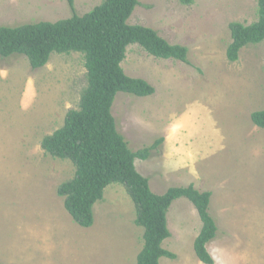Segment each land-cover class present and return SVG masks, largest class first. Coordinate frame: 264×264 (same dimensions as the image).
<instances>
[{"label":"rangeland","instance_id":"1","mask_svg":"<svg viewBox=\"0 0 264 264\" xmlns=\"http://www.w3.org/2000/svg\"><path fill=\"white\" fill-rule=\"evenodd\" d=\"M103 0H74L83 16ZM259 0H140L129 25L155 30L188 49L187 62L160 59L127 47L121 67L156 92L116 95L112 114L136 152L158 143L136 169L162 195L193 185L210 192L217 225L207 245L214 264H264V129L251 115L264 110V41L230 62V25L258 20ZM67 0H0V27L72 17ZM87 86L84 55L53 53L33 69L27 57L0 56V264H137L144 230L121 184H111L82 228L64 207L58 187L71 180L69 160L53 158L42 140L79 108ZM171 236L161 264H203L194 241L202 222L181 198L167 214Z\"/></svg>","mask_w":264,"mask_h":264},{"label":"trees","instance_id":"2","mask_svg":"<svg viewBox=\"0 0 264 264\" xmlns=\"http://www.w3.org/2000/svg\"><path fill=\"white\" fill-rule=\"evenodd\" d=\"M67 1L73 12L68 19L0 27V56L23 55L33 69L45 67L53 53L84 55L87 86L79 108L69 111L62 127L41 143L46 154L69 160L75 168L74 177L57 189L66 211L76 224L90 228L94 224L93 207L103 199L105 189L111 184L123 185L136 206L134 223L144 230L137 264H161L162 258H176L163 247L171 236L167 214L174 201L185 198L196 208L202 222L194 241L196 257L203 264H214L207 249L218 230L209 213L212 194L200 192L193 185L155 194L135 163L137 159L147 160L159 142L132 151L112 114L117 93L145 97L156 92L147 81L129 77L122 69L129 45L138 44L156 58L185 63L188 49L170 44L151 28L128 24L140 0H103L83 16L75 13L74 0ZM230 32L227 59L236 62L243 48L264 41V0L258 1L256 22L232 23ZM251 119L264 129V110L254 112Z\"/></svg>","mask_w":264,"mask_h":264}]
</instances>
